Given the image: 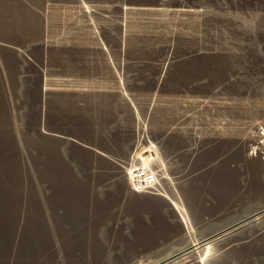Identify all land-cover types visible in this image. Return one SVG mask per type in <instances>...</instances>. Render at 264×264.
<instances>
[{"label":"rangeland","instance_id":"obj_1","mask_svg":"<svg viewBox=\"0 0 264 264\" xmlns=\"http://www.w3.org/2000/svg\"><path fill=\"white\" fill-rule=\"evenodd\" d=\"M253 148L264 0H0V264H264V213L195 249L264 206Z\"/></svg>","mask_w":264,"mask_h":264},{"label":"bare ground","instance_id":"obj_2","mask_svg":"<svg viewBox=\"0 0 264 264\" xmlns=\"http://www.w3.org/2000/svg\"><path fill=\"white\" fill-rule=\"evenodd\" d=\"M217 34V33H216ZM219 38V37H218ZM226 38V37H225ZM224 38V39H225ZM216 39V38H215ZM230 39V38H229ZM217 40V39H216ZM226 41V40H225ZM236 42H238V41H236ZM235 42V43H236ZM206 44V43H205ZM226 45V44H225ZM228 45H229V43H228ZM205 47V46H204ZM207 48L206 49H211V48H209V45L207 44V46H206ZM217 47V46H216ZM231 48H233V47H231ZM230 48V49H231ZM239 48V47H238ZM217 49V48H216ZM212 50V49H211ZM232 50V49H231ZM240 51V50H239ZM205 53H211V51H204ZM214 52H217V51H214ZM223 55V54H222ZM214 57V56H213ZM219 57V56H218ZM212 58V57H211ZM210 58V59H211ZM235 59V58H234ZM212 60V59H211ZM219 60H220V58H219ZM228 60V59H227ZM233 61V60H232ZM235 62H236V60H234ZM233 61V62H234ZM219 71V70H218ZM238 72V71H237ZM230 78V77H229ZM228 78V79H229ZM225 81V80H224ZM223 82V81H222ZM228 82V81H227ZM230 82V81H229ZM224 84V83H223ZM227 85V84H226ZM233 85V84H232ZM213 90V89H212ZM216 90V89H215ZM220 91V90H219ZM217 92V91H216ZM221 92V91H220ZM215 94V93H214ZM217 94V93H216ZM218 94H219V92H218ZM211 95V94H210ZM209 98H210V96H209ZM214 98H215V96H214ZM210 100V99H209ZM212 100V99H211ZM206 101V100H205ZM178 110V109H177ZM180 119V118H179ZM181 121V120H180ZM179 121V122H180ZM182 122V121H181ZM184 122V121H183ZM259 122V121H258ZM175 123H178V122H175ZM175 123H171L170 122V124L167 126V134H169V135H171L172 134V131H173V129H174V124ZM179 124V123H178ZM178 124H175L176 125V127L178 126ZM180 125V124H179ZM181 126V125H180ZM178 128V127H177ZM174 130H176V129H174ZM244 130V129H243ZM164 132H166L165 130H163ZM174 132V131H173ZM177 132V131H176ZM174 134V133H173ZM172 134V135H173ZM163 137H165V139H166V135H164V133H163ZM253 138V137H252ZM251 139V138H250ZM255 140V139H254ZM244 144H245V141L243 140V142H241V146L243 147V150H242V154H243V152L245 151V149H246V147L244 146ZM160 149H162L161 147H160ZM259 151V150H258ZM261 152V151H260ZM260 152H257L256 150H255V148H253V150H252V152L250 153V154H247V155H243V156H245L243 159H241V160H244V166L250 171V170H253L254 169V167L255 166H258V170H259V167H261L262 165H263V163L264 162H260V164H258L259 162V159L261 158L260 157V155L262 154V153H260ZM154 157L156 158V161H157V163L155 164V166L157 167V170L155 171L156 172V174H157V176H156V183H157V186L161 189L162 188V186H164L165 188H164V190H166L167 192H169V193H171L170 191L172 190V192H174V186H173V183H172V178H171V176H169V172L167 171V169L165 168V165H163L161 162H160V156H159V154H158V151H154ZM256 160H258L257 162V165H256ZM263 168V167H262ZM257 169V168H256ZM260 171V170H259ZM129 182H131V181H129ZM249 183V182H248ZM245 188V187H244ZM246 190V189H245ZM169 197H171V199L172 198H174L175 196L171 193L170 194V196ZM172 201H173V199H172ZM178 201L176 200V203H177ZM179 204V203H178ZM165 205H167L168 206V208H171V204L170 203H168V202H163V203H161V206H165ZM171 205V206H170ZM190 207V206H189ZM192 208H193V206H192ZM165 209V208H164ZM167 209V208H166ZM168 210V209H167ZM189 210V209H188ZM182 211V210H181ZM170 212V211H169ZM172 212V211H171ZM198 213V212H197ZM264 213V206H262V207H260L259 209H258V211H256L255 213H253V214H251V215H248L247 217H245L244 219H242L241 221H239L238 223H236V224H233V225H230V226H228V227H226V228H224L223 230H219L220 232H218V233H215V234H213V235H211V236H208V238H204V240L203 241H201L199 244H197L196 245V250L197 249H199V248H202V247H205V246H209V245H211L212 244V242L213 241H216V239L218 238L219 239V237H221V236H223V235H226L229 231H232V230H234L237 226H239V225H242V224H244V223H248V222H250L252 219H255V218H257L258 216L257 215H261V214H263ZM170 215H171V213H169ZM172 214L174 215V213L172 212ZM185 214H186V216L188 217V215H187V211L185 212ZM178 216V215H177ZM253 221V220H252ZM259 232H262L261 231V229H259ZM166 237V236H165ZM164 238V237H163ZM167 238V237H166ZM217 239V240H218ZM215 243V242H214ZM158 245V244H157ZM158 247V246H157ZM156 247V248H157ZM228 247H230L229 245L228 246H225V247H223V248H221V250L218 252V256L219 255H221V253L224 251V250H226ZM232 247V246H231ZM150 249H151V247H150ZM141 251V250H140ZM144 251H146V250H144ZM185 251V250H184ZM176 252H178V251H176ZM180 252V251H179ZM181 253V252H180ZM190 253V252H189ZM174 255V254H173ZM186 255V254H185ZM175 256V255H174ZM172 256H170L169 258H171ZM178 257H179V255H178ZM180 258V257H179ZM164 262V261H163ZM152 264V263H151ZM156 264V263H155Z\"/></svg>","mask_w":264,"mask_h":264}]
</instances>
